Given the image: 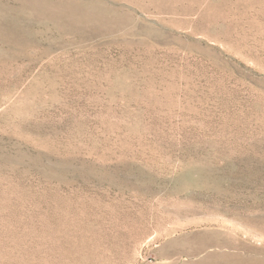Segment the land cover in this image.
I'll use <instances>...</instances> for the list:
<instances>
[{
  "label": "rangeland",
  "instance_id": "obj_1",
  "mask_svg": "<svg viewBox=\"0 0 264 264\" xmlns=\"http://www.w3.org/2000/svg\"><path fill=\"white\" fill-rule=\"evenodd\" d=\"M0 264H264V0H0Z\"/></svg>",
  "mask_w": 264,
  "mask_h": 264
}]
</instances>
